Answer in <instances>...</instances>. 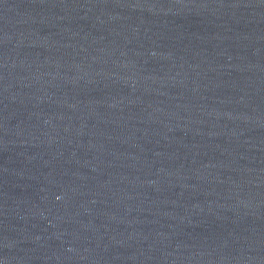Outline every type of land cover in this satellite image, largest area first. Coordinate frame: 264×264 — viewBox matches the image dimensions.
Masks as SVG:
<instances>
[{
	"label": "water",
	"instance_id": "water-1",
	"mask_svg": "<svg viewBox=\"0 0 264 264\" xmlns=\"http://www.w3.org/2000/svg\"><path fill=\"white\" fill-rule=\"evenodd\" d=\"M0 264H264V0H0Z\"/></svg>",
	"mask_w": 264,
	"mask_h": 264
}]
</instances>
